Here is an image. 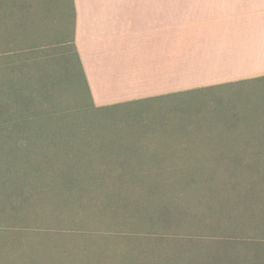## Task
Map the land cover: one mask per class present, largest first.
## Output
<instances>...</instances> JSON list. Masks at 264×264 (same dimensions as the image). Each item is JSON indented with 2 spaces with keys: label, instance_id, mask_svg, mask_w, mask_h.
<instances>
[{
  "label": "rangeland",
  "instance_id": "rangeland-1",
  "mask_svg": "<svg viewBox=\"0 0 264 264\" xmlns=\"http://www.w3.org/2000/svg\"><path fill=\"white\" fill-rule=\"evenodd\" d=\"M221 3L172 0L173 45L205 39ZM33 4L32 26L21 35L9 29L4 51L34 64L23 81L5 75L32 119L14 137L29 162L15 164L0 151V264H252L257 252L264 257V180L227 174L189 188L46 177L60 165L232 167L238 153L264 151V78L113 107L114 118L92 106L62 4ZM8 133L0 132V145ZM180 187L186 198L173 201L166 190ZM162 206L168 210L159 215Z\"/></svg>",
  "mask_w": 264,
  "mask_h": 264
},
{
  "label": "crops",
  "instance_id": "crops-1",
  "mask_svg": "<svg viewBox=\"0 0 264 264\" xmlns=\"http://www.w3.org/2000/svg\"><path fill=\"white\" fill-rule=\"evenodd\" d=\"M220 1L205 39L173 45L172 0H74L75 45L95 105L264 78V12L254 11L264 2Z\"/></svg>",
  "mask_w": 264,
  "mask_h": 264
},
{
  "label": "trees",
  "instance_id": "trees-1",
  "mask_svg": "<svg viewBox=\"0 0 264 264\" xmlns=\"http://www.w3.org/2000/svg\"><path fill=\"white\" fill-rule=\"evenodd\" d=\"M60 4H62L63 9H61L60 15L63 20L67 23L69 19L71 20V38L68 40L69 44H72L77 60V69L80 72V77L83 81L85 86V90L89 94V97L92 101V106L95 109L108 111L109 109L117 106H127L132 103L142 102V101H149L158 98L152 99H140L131 102L113 104L108 106H96L91 90L83 70V66L75 45V18H76V11L74 6V0H70L69 4L67 0H58ZM35 0H0V132H8L9 133L5 136L3 143L0 145V151H4L8 154L9 159L15 164H21L24 162H29L25 160L21 156L19 157V153L21 152V146L18 142L16 137L18 132H21L24 124L30 123L32 119L30 116H27L21 112L19 108L20 103L18 99L19 90L14 89L13 91L9 92V88L6 86L5 82V75H8L14 81L20 82L23 81L25 78V71L32 67L34 64L28 59L23 60L22 58H17L13 56L11 60H9V56L7 55L5 49L8 47L7 37L10 35L9 29H12L17 35L20 33H26L29 28L32 26L33 20V13H34V4ZM37 3V2H36ZM66 43V42H64ZM28 61V62H27ZM262 79V78H259ZM254 79V80H259ZM254 80H247V81H254ZM5 82V83H4ZM243 82V81H240ZM239 83V82H237ZM56 80L53 81V91H55ZM236 84V83H233ZM229 84V85H233ZM221 86H228V85H221ZM216 87V86H215ZM211 88V87H210ZM190 92V91H189ZM182 94V93H180ZM175 95V94H173ZM7 97L9 98L7 100ZM164 98V97H162ZM33 99H29L28 106H31L34 102ZM35 112V111H34ZM7 114H9L7 116ZM33 114V112H32ZM125 114V113H124ZM110 115L113 114L110 112ZM241 127H245V124H241ZM240 127V128H241ZM222 128V127H221ZM194 130V129H193ZM197 131V130H194ZM249 155V156H248ZM50 160L47 156L45 160ZM60 159V158H58ZM66 160L72 161L74 159L72 156L68 154L65 157ZM228 161H224V160ZM222 160L224 163L230 162L228 157H224ZM64 159L61 161L63 162ZM231 162L234 164L232 167H225V168H216L213 170H209L202 165L199 167L193 166H174L169 165L165 167L159 168H144L141 164L137 165H128L121 164L122 166L125 165L124 168L122 166H98L94 169H83V168H73V167H66V166H58L53 167L51 169V173L46 174V177H50L53 181H57L59 184L64 183H79L83 185V183L90 182V184L101 183V178H105L103 181L114 180L111 181L113 183H127L129 179L134 182H142V181H153L155 183H164V184H174L183 182L184 186H188L189 188L194 185V183L205 181V179L214 180L217 177H222L223 175H227L229 179H258L264 180V151L261 152H251L247 154V152H241L234 156V158L230 159ZM65 161V160H64ZM14 164V165H15ZM10 167V166H9ZM243 167V168H240ZM243 169V170H242ZM51 174V175H50ZM54 183V182H53ZM71 186V184H69ZM125 187V186H124ZM172 194V200L176 201L179 198L184 197L186 198V190L182 187L179 188L178 193L173 192L172 190L168 189ZM168 197V196H166ZM196 200L199 196L193 197ZM88 201H94L92 197H87ZM86 199V200H87ZM122 200V199H121ZM190 205V204H189ZM141 209V208H138ZM144 208L141 210L143 211ZM159 210L160 214H165L163 212L168 210L165 206L160 207ZM189 209L192 207L189 206ZM252 264H263L264 257L261 255L260 252H257L254 255ZM217 264V263H215Z\"/></svg>",
  "mask_w": 264,
  "mask_h": 264
}]
</instances>
